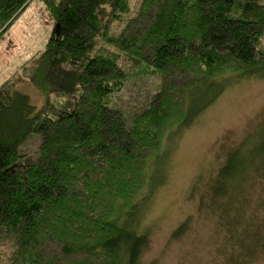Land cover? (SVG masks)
<instances>
[{"label":"trees","instance_id":"trees-1","mask_svg":"<svg viewBox=\"0 0 264 264\" xmlns=\"http://www.w3.org/2000/svg\"><path fill=\"white\" fill-rule=\"evenodd\" d=\"M34 1L0 0V41ZM37 1L55 30L0 87V244L13 249L10 264H139L148 238L134 229L135 209L153 165L162 173L167 137L204 112L190 111L197 90L264 71V0H140L134 16L136 0ZM154 74L159 91L127 119L112 97ZM21 84L44 97L39 110ZM12 111L21 120L7 126ZM245 142L195 189L200 211L218 216L223 264H254L264 252L252 202L264 193V142L251 152Z\"/></svg>","mask_w":264,"mask_h":264},{"label":"rangeland","instance_id":"rangeland-1","mask_svg":"<svg viewBox=\"0 0 264 264\" xmlns=\"http://www.w3.org/2000/svg\"><path fill=\"white\" fill-rule=\"evenodd\" d=\"M139 3L140 0L133 2L131 16ZM123 26L124 23L116 25L114 33L118 34ZM54 30L55 23L44 5L37 0L32 2L0 41V87L23 75L32 60L45 50ZM159 89L158 74L134 78L111 102L131 120L134 113L148 107L151 96ZM17 91L29 96L38 110L43 106L44 97L34 86L21 84ZM197 92L202 94L204 88ZM200 94L190 105V111L194 108L204 112L191 126L174 131L169 140L167 137L164 155L158 162L162 173H155L156 164L153 165L152 188L146 190L135 209L134 229L148 238L139 264H223L226 260L218 253L225 244L223 232H218V216L214 211H200L195 189L198 184L202 189L245 141L246 151L250 152L257 151L264 142V71L259 77L244 79L228 75L215 83L207 95ZM18 114L12 111L5 125L18 124ZM25 150L28 156H34L37 142L32 140ZM156 179L162 184L158 186ZM252 202L256 206L261 204L257 212L263 218L264 193L260 188L254 192ZM186 222V233L174 237ZM13 252L10 246L0 244V264H10ZM254 264H264V252Z\"/></svg>","mask_w":264,"mask_h":264}]
</instances>
